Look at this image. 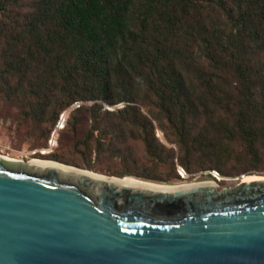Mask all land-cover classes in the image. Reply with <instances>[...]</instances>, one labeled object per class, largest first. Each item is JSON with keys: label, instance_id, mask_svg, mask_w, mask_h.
<instances>
[{"label": "trees", "instance_id": "obj_1", "mask_svg": "<svg viewBox=\"0 0 264 264\" xmlns=\"http://www.w3.org/2000/svg\"><path fill=\"white\" fill-rule=\"evenodd\" d=\"M0 100L44 137L73 107L66 127L83 151L127 160L140 139L172 173L175 159L186 172L223 173L220 157L257 166L264 0H0Z\"/></svg>", "mask_w": 264, "mask_h": 264}, {"label": "water", "instance_id": "obj_2", "mask_svg": "<svg viewBox=\"0 0 264 264\" xmlns=\"http://www.w3.org/2000/svg\"><path fill=\"white\" fill-rule=\"evenodd\" d=\"M216 185L0 156V264H264V175Z\"/></svg>", "mask_w": 264, "mask_h": 264}, {"label": "rangeland", "instance_id": "obj_3", "mask_svg": "<svg viewBox=\"0 0 264 264\" xmlns=\"http://www.w3.org/2000/svg\"><path fill=\"white\" fill-rule=\"evenodd\" d=\"M100 102L108 110L123 106L122 102L114 105ZM85 103L88 105L92 102L87 101ZM72 108L63 111L53 126L43 125V129H50L49 135L44 137L39 135L41 129H37V127L24 121L19 116L14 105L0 100V155L8 159L22 161H29L34 158L54 160L109 176L120 177L121 172L128 171L130 172L128 176L159 184H182L214 180L217 183L216 186L222 188L235 184L243 176L264 175V160L259 161L256 166L246 160L238 162L232 157L228 159L220 157L218 162L223 173L213 169L186 172L181 165L177 164L176 159L175 173H172L170 167H168L170 160H167L166 163L157 164V161L144 155V146L140 139H130L127 142V146H131L135 151V155L127 160L120 159V157H108L106 154L99 155L88 150L83 151L74 146L76 138L66 127V120ZM85 129V124L79 126L77 136H82ZM155 136L166 147H173L176 150V146L167 142L164 133L156 125ZM236 147H239L237 143ZM169 173L170 179L168 181H159L138 175L164 176Z\"/></svg>", "mask_w": 264, "mask_h": 264}, {"label": "bare ground", "instance_id": "obj_4", "mask_svg": "<svg viewBox=\"0 0 264 264\" xmlns=\"http://www.w3.org/2000/svg\"><path fill=\"white\" fill-rule=\"evenodd\" d=\"M1 156V155H0ZM2 157H4V156H2ZM33 160H37V161H46V160H42V159H31V161H33ZM181 170V169H180ZM181 173V172H180ZM214 174V173H213ZM216 175V174H215ZM124 178H127V177H131V176H123ZM131 178H133V177H131Z\"/></svg>", "mask_w": 264, "mask_h": 264}, {"label": "built area", "instance_id": "obj_5", "mask_svg": "<svg viewBox=\"0 0 264 264\" xmlns=\"http://www.w3.org/2000/svg\"><path fill=\"white\" fill-rule=\"evenodd\" d=\"M181 175L183 176V173Z\"/></svg>", "mask_w": 264, "mask_h": 264}]
</instances>
